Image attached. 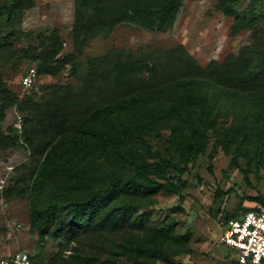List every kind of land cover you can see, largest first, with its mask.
Listing matches in <instances>:
<instances>
[{"label":"rangeland","instance_id":"1","mask_svg":"<svg viewBox=\"0 0 264 264\" xmlns=\"http://www.w3.org/2000/svg\"><path fill=\"white\" fill-rule=\"evenodd\" d=\"M237 1L241 12L253 6L252 0ZM78 16L76 0H22L12 14L0 18V258L26 250L34 264H105L122 242L140 236L154 238L171 256L170 263L157 259L154 264H231L229 248L220 242L224 225L230 215L259 206L251 198H264V116L240 98L210 93L213 128L206 149L186 164L172 157L187 138L168 141L174 122L159 130L161 137L144 136L178 167L154 176L173 191L148 196L128 190L115 200L120 207L128 203L135 208L129 215L133 226L81 233L61 253L62 238H41L31 229L30 186L59 134L54 124L42 125L47 103L53 101L58 109L69 106L76 120L99 104L151 87L152 81L206 70L226 78L250 63L258 65L264 85V15L236 31L235 19L219 9L218 0H181L167 29L125 19L112 29H94L81 50L74 42ZM54 33L63 41L57 58L70 56L77 65L66 63L52 74L27 54ZM153 65L162 68L155 78L148 69ZM140 66L146 68L140 71ZM31 68L38 79L25 88L22 77ZM65 219L62 212L58 221Z\"/></svg>","mask_w":264,"mask_h":264},{"label":"trees","instance_id":"2","mask_svg":"<svg viewBox=\"0 0 264 264\" xmlns=\"http://www.w3.org/2000/svg\"><path fill=\"white\" fill-rule=\"evenodd\" d=\"M21 1L7 0L0 5V18L4 13L12 14ZM252 1L253 6L243 12L235 7L237 0H218V7L235 19L233 28L239 31L264 15V0ZM180 2L76 0L79 16L74 28L75 47L81 50L99 26L112 29L125 19L136 21L139 18L147 28L165 30L174 22ZM62 48V39L54 33L27 55L39 61L45 71L54 74L66 63L77 65L70 56L57 58ZM257 67L250 63L226 78L206 70L190 77L164 79L160 83L152 81L151 87L99 104L76 120L69 106L59 105L58 109L54 108L53 101L47 103L42 125L54 124L59 134L46 150L30 186L31 229L41 238L51 234L62 238V253L81 233L133 226L129 215L137 212L135 208L128 203L120 207L115 200L128 190L148 196L162 190L173 191L154 176H161L170 167H178L172 158L153 150L144 136L155 133L161 137L159 130L174 122L176 126L171 128L168 141L176 144L180 137L187 138L173 149L172 157L180 164L188 163L206 149V135L213 128L209 120L212 91L240 98L264 116V85L259 83L262 74ZM145 68L140 66V71ZM148 69L155 78L162 68L153 65ZM233 163L237 165L236 159ZM251 200L264 206L262 197ZM255 209L257 206L239 215L232 214L226 223ZM62 212L66 213V219L59 222ZM144 221L141 219V227ZM53 227H56L54 232L51 231ZM66 228L70 232L65 234ZM31 258L34 262V256ZM157 259L171 262L170 254L154 238L148 241L144 237L131 236L105 264H154Z\"/></svg>","mask_w":264,"mask_h":264},{"label":"built area","instance_id":"3","mask_svg":"<svg viewBox=\"0 0 264 264\" xmlns=\"http://www.w3.org/2000/svg\"><path fill=\"white\" fill-rule=\"evenodd\" d=\"M38 79L36 68L23 77L22 85L32 87ZM220 242L229 248L231 264H264V206L230 219L220 236ZM0 264H34L31 254L18 250L0 258Z\"/></svg>","mask_w":264,"mask_h":264},{"label":"crops","instance_id":"4","mask_svg":"<svg viewBox=\"0 0 264 264\" xmlns=\"http://www.w3.org/2000/svg\"><path fill=\"white\" fill-rule=\"evenodd\" d=\"M227 254H229V250L227 251Z\"/></svg>","mask_w":264,"mask_h":264}]
</instances>
